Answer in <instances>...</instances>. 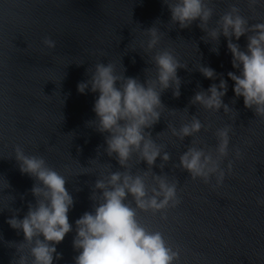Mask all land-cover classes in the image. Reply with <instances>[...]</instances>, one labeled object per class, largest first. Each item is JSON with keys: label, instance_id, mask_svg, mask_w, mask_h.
<instances>
[{"label": "water", "instance_id": "1", "mask_svg": "<svg viewBox=\"0 0 264 264\" xmlns=\"http://www.w3.org/2000/svg\"><path fill=\"white\" fill-rule=\"evenodd\" d=\"M208 6L213 9L209 27L233 6L249 26L264 22V3L259 0H209ZM198 23L186 29L172 24L163 0H0V264H14L15 244L23 242V234L6 220L13 213L23 218L28 205L35 204V180L20 173L14 158L17 146L26 155L43 158L66 179L74 199L69 212L73 231L56 246L62 258L55 264H74L75 221L93 210L90 197L96 180L102 172L123 171L106 154L108 134L91 126L95 95H80L77 85L89 79L88 70L100 62L113 63L117 71L124 69L125 77L144 83L154 78L151 57L159 50L171 51L187 68L177 72L179 98L171 89L162 93L164 113L146 130L170 155L168 163L161 165L158 159L151 171L177 182L182 203L165 213L137 210V220L147 230L161 232L166 243L179 250L178 264H264V117L234 96L233 82L227 78L235 71L227 41L221 36L219 54L212 52ZM152 27L159 30L160 42L146 53V30ZM48 39L55 42L54 48L45 45ZM238 43L244 49L246 39ZM199 65L227 80L224 103L233 113L209 112L190 103L197 91L213 83L200 74ZM193 116L203 124L199 134L183 141L171 136L169 124L179 127ZM226 126L231 128L232 172L219 188L213 187L215 180L211 185L193 180L179 168L180 155L189 146L215 148L216 130ZM235 149L242 152L241 159H235ZM130 170L150 173L146 163L135 159Z\"/></svg>", "mask_w": 264, "mask_h": 264}, {"label": "clouds", "instance_id": "2", "mask_svg": "<svg viewBox=\"0 0 264 264\" xmlns=\"http://www.w3.org/2000/svg\"><path fill=\"white\" fill-rule=\"evenodd\" d=\"M163 2L171 13L172 24L179 25L180 29L199 21L198 27L205 33L202 39L212 44L211 51L217 55L220 37H224L235 69L227 73V78L233 82L234 96L242 98L245 108L254 110L256 116L264 117V22L249 26L248 20L233 6L219 17L214 27H209L213 17L209 0ZM259 2L264 3V0ZM146 33L145 51L152 53L159 45L160 33L156 27ZM242 37L246 39L244 49L238 43ZM44 43L49 48L55 47L50 39ZM151 60L155 75L144 83L138 78L125 77L122 66V70L117 71L113 63L100 62L88 70L90 78L77 85L80 95L89 92L95 95L92 109L95 120L91 126L101 134H108L106 154L115 158L123 171L102 172L96 180L90 197L94 201L93 210L75 221L72 246L77 255L74 264L179 262V250L170 247L161 232L149 231L137 220V210L165 213L182 203L177 182L151 171L158 159L161 165L168 163L170 155L146 130L153 128L164 113L162 93L171 89L173 97L179 98L181 80L177 72L187 66L169 50L156 51ZM198 71L213 83L207 90L197 91L190 103L209 112L219 113L223 109L225 115L233 113L224 103L228 92L224 76L205 65H199ZM202 128L196 116L183 121L179 127L169 124L171 136L182 141L199 134ZM230 132L228 126L216 130L215 148L189 146L179 157V168L189 173L193 180L210 185L215 180L213 187H221L233 170V162L228 160ZM234 156L236 160L242 158L240 149H235ZM14 158L20 173L35 180L31 189L35 204L28 205L23 218L13 213L6 220L11 229L23 234V242L15 244L18 258L14 259V264H55L62 258L56 246L73 231L69 212L74 207V199L66 189L65 177L50 168L43 158L26 155L19 146L14 149ZM133 159L148 166L151 187L149 171L134 173L130 170ZM161 219L166 220L167 216L162 215ZM24 246L27 255L23 254Z\"/></svg>", "mask_w": 264, "mask_h": 264}]
</instances>
